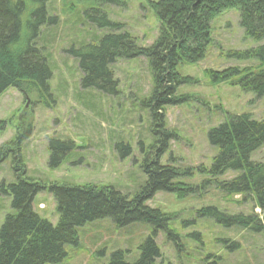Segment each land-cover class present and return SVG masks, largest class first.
<instances>
[{
    "label": "rangeland",
    "instance_id": "374dc122",
    "mask_svg": "<svg viewBox=\"0 0 264 264\" xmlns=\"http://www.w3.org/2000/svg\"><path fill=\"white\" fill-rule=\"evenodd\" d=\"M123 1V6L103 4L101 8L109 20L121 24L115 33L127 32L139 46H149L159 32L156 13L148 0ZM91 7L94 5L89 0H48L47 15L54 16L56 22L41 26L36 39L51 73L47 93L38 87L31 92L9 87L0 94V146L6 144L12 150L0 163V226L6 215L13 213L11 195L2 189L15 183L20 174L19 163L13 159L17 144L25 167L22 177L46 186L34 195L32 209L52 225L59 218L48 189L52 184L111 186L131 198L146 181L141 162L144 151L155 141L150 111L143 104L152 90L149 61L144 56L116 59L110 65L117 80L115 94L82 87L77 59L69 51L97 43L109 32L85 19L84 12ZM210 27L211 41L204 57L195 63L177 64L186 83L177 88L175 96H183V101L163 109L165 127L174 137L160 162L190 169V174L178 180L194 187L183 197L157 192L144 202L171 215L167 229L172 235L162 229L155 236L160 252L156 263L264 264V233L226 227L199 213L204 207L227 214L261 213L250 197L230 195L221 189L220 183L238 172L228 170L213 179L200 170L208 169L217 153L208 143L207 132L223 122L226 113L264 119V96L242 90L233 80L212 84L207 72L256 65L258 57L241 59L229 53L256 48L264 40L255 41L244 34L236 9L221 12ZM25 133L27 137L18 142L16 138ZM50 139L73 143L56 167L49 165ZM119 143L127 144L130 151L116 146ZM250 160L264 162V144L250 154ZM75 231L77 241L64 246L66 256L46 264H108L111 253L117 250L123 252L127 262H133L152 227L144 222L118 227L109 218H102L86 222ZM234 244L238 247H230Z\"/></svg>",
    "mask_w": 264,
    "mask_h": 264
},
{
    "label": "trees",
    "instance_id": "16d2710c",
    "mask_svg": "<svg viewBox=\"0 0 264 264\" xmlns=\"http://www.w3.org/2000/svg\"><path fill=\"white\" fill-rule=\"evenodd\" d=\"M89 1L94 7L84 12L85 19L109 32L97 43L69 51L77 59L82 74L80 85L115 94L117 80L113 78L110 65L116 59L144 56L149 61L152 90L143 104L150 111L155 141L146 151L141 146L144 151L141 169L146 181L131 198L111 186L52 184L48 189L56 201L59 215L57 224L52 225L32 209L34 195L46 186L41 181L22 177L25 167L17 144L13 159L19 163L20 174L15 183L2 189L11 195L13 213L7 214L0 226V264L57 263L66 256L64 246L76 243L75 228L102 218H109L118 227L133 222H144L152 227L151 234L139 245L140 253L135 261L127 262L123 252L117 250L111 253L108 264H157L160 252L155 236L162 229L168 236L172 235L167 229L171 215L144 202L157 192H173L183 197L192 193L194 187L178 180L190 174V169L160 162L168 141L174 137V133L165 127L163 109L183 101V96H175L177 88L186 83V78L177 71V64L181 61L195 63L204 57L211 41L210 22L226 10L238 11V25L247 37L264 40V0H148L160 25L156 39L147 47L139 46L127 32L115 33L121 24L109 20L101 8L103 4L123 6V0ZM47 3L48 0H0V94L9 87L25 92L38 87L47 93L51 73L43 48L36 44L41 26L56 22L54 16L47 15ZM229 55L241 59L258 57L259 61L243 68L208 70L210 82L218 84L233 80L242 90L252 92L256 97L264 96L263 41L256 48L232 51ZM27 135H20L16 140L22 141ZM207 140L217 153L210 167L200 171L213 179L228 170L238 172L237 176L222 181L221 189L230 195L250 197L261 213L227 214L215 207H204L199 211L200 215L212 217L226 227L238 226L264 233V162L250 160V154L264 144V119L226 113L223 122L208 130ZM116 146L130 151L127 144ZM72 147L71 140L50 139L49 165H59ZM9 149L6 144H1L0 163L12 151Z\"/></svg>",
    "mask_w": 264,
    "mask_h": 264
}]
</instances>
